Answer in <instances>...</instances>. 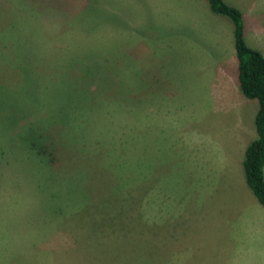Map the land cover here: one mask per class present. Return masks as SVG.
Wrapping results in <instances>:
<instances>
[{"label":"rangeland","instance_id":"1","mask_svg":"<svg viewBox=\"0 0 264 264\" xmlns=\"http://www.w3.org/2000/svg\"><path fill=\"white\" fill-rule=\"evenodd\" d=\"M231 43L206 0H0V264H264Z\"/></svg>","mask_w":264,"mask_h":264},{"label":"trees","instance_id":"2","mask_svg":"<svg viewBox=\"0 0 264 264\" xmlns=\"http://www.w3.org/2000/svg\"><path fill=\"white\" fill-rule=\"evenodd\" d=\"M206 2L211 13L226 18L231 24L237 90L243 98L255 100L257 104L253 117L255 136L243 150L241 168L246 187L256 202L264 208V56L245 44L241 15L236 8L223 0H206ZM90 83L105 85L104 82L93 78ZM35 154L37 159L39 150L36 149ZM133 158L136 159L137 156ZM48 164H51L50 159H48ZM92 248H97V246L94 245ZM84 249L87 252L90 251V245Z\"/></svg>","mask_w":264,"mask_h":264},{"label":"crops","instance_id":"3","mask_svg":"<svg viewBox=\"0 0 264 264\" xmlns=\"http://www.w3.org/2000/svg\"><path fill=\"white\" fill-rule=\"evenodd\" d=\"M228 5L236 8L241 15L242 20V35L245 42V37L248 41L245 44L248 47L257 50L264 56V0H223ZM260 16L256 18V14ZM254 15V16H253ZM251 22V27L245 28L246 22ZM229 33L227 34V36ZM229 44V41H228ZM232 44V43H231ZM233 47V46H232ZM234 52L232 51L229 57L232 60Z\"/></svg>","mask_w":264,"mask_h":264}]
</instances>
